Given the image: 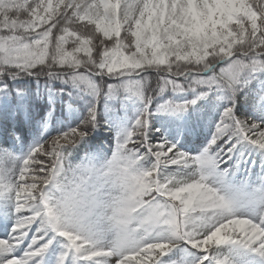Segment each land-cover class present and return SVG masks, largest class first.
Segmentation results:
<instances>
[{
    "label": "snow or ice",
    "instance_id": "obj_1",
    "mask_svg": "<svg viewBox=\"0 0 264 264\" xmlns=\"http://www.w3.org/2000/svg\"><path fill=\"white\" fill-rule=\"evenodd\" d=\"M0 264H264V0H0Z\"/></svg>",
    "mask_w": 264,
    "mask_h": 264
}]
</instances>
